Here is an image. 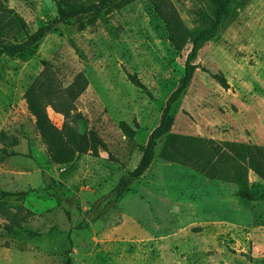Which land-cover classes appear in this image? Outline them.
<instances>
[{"label":"rangeland","instance_id":"1","mask_svg":"<svg viewBox=\"0 0 264 264\" xmlns=\"http://www.w3.org/2000/svg\"><path fill=\"white\" fill-rule=\"evenodd\" d=\"M1 1L24 22L4 31L7 43L23 42L55 15L50 0ZM58 1L72 8L97 0ZM170 1L186 29L213 23L209 0ZM86 22L59 25L25 53L1 59L0 131L15 143L7 148L13 155L0 152V187L25 193L9 203L29 214L14 232L4 231L0 219V264H63L69 249L73 264H264V200H242L232 184L155 155L145 175L115 198L114 187L137 164L183 75L188 47H173L148 0L101 10L93 25L78 27ZM196 64L174 104L172 132L264 147V0H232ZM45 65L65 86L78 73L86 77L76 127L104 144L97 156L83 155L65 169L50 161L24 99ZM47 114L60 128L63 117L50 108ZM248 179L253 193L264 192V181L252 173ZM207 208L215 211L212 223Z\"/></svg>","mask_w":264,"mask_h":264},{"label":"trees","instance_id":"2","mask_svg":"<svg viewBox=\"0 0 264 264\" xmlns=\"http://www.w3.org/2000/svg\"><path fill=\"white\" fill-rule=\"evenodd\" d=\"M55 7V15L42 26L38 27L21 43H7L3 40L4 31L13 26H24L20 16L7 9L0 0V63L4 55H19L51 34L59 25L71 20L86 18V23H79L81 29L93 25L101 10L111 12L119 10L137 0H97L65 7L58 0H50ZM214 10L213 23L207 28L186 29L170 0H148L152 15L159 20L167 33V38L174 48L182 50L188 47L183 62V75L176 89L167 98L160 115L158 125L150 132L144 146L140 148V157L135 167L127 176H122L113 189L115 198H120L134 180L140 179L149 170L155 155L161 160L188 168L195 173L221 183L235 186V196L245 201L264 200V192L255 194L251 191L248 175L254 174L264 181V147L244 142L215 141L194 136H184L172 132L174 104L189 86L197 68L196 60L203 44L213 39L220 31L232 0H209ZM213 78L223 88H227L224 77L214 74ZM130 82L137 88L144 85L135 75H128ZM87 79L82 73L74 76L71 83L63 85L54 71L48 66L42 69L24 92V99L29 114L33 117L34 130L40 137L50 161L61 168H69L83 155L97 156L104 144L92 131L80 133L76 123L81 119L76 108V101L87 87ZM47 108L63 117L60 128L56 127L48 117ZM128 137L132 131L123 126ZM6 132L0 131V152L3 156L13 155L8 147ZM160 147L156 153L157 147ZM25 193L4 191L0 187V219L3 230L14 232L12 226H19L29 212L21 205L12 206V197H22ZM14 209V211H13ZM63 264H73L70 249L67 250Z\"/></svg>","mask_w":264,"mask_h":264},{"label":"crops","instance_id":"3","mask_svg":"<svg viewBox=\"0 0 264 264\" xmlns=\"http://www.w3.org/2000/svg\"><path fill=\"white\" fill-rule=\"evenodd\" d=\"M208 214H210L211 216L209 217L208 216ZM215 211H214V209H212V208H207L206 210H205V219H206V221L208 222V223H212V222H214V220H215Z\"/></svg>","mask_w":264,"mask_h":264},{"label":"built area","instance_id":"4","mask_svg":"<svg viewBox=\"0 0 264 264\" xmlns=\"http://www.w3.org/2000/svg\"><path fill=\"white\" fill-rule=\"evenodd\" d=\"M208 216L210 217L211 215H210V214H208Z\"/></svg>","mask_w":264,"mask_h":264}]
</instances>
